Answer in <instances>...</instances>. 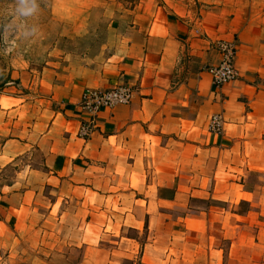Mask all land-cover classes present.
Listing matches in <instances>:
<instances>
[{
	"label": "crops",
	"instance_id": "crops-1",
	"mask_svg": "<svg viewBox=\"0 0 264 264\" xmlns=\"http://www.w3.org/2000/svg\"><path fill=\"white\" fill-rule=\"evenodd\" d=\"M104 16L99 52L79 60L97 64L0 91V172L15 171L0 264H264V0H132ZM220 40L238 75L216 88ZM117 84L128 104L81 109L84 90Z\"/></svg>",
	"mask_w": 264,
	"mask_h": 264
},
{
	"label": "rangeland",
	"instance_id": "rangeland-1",
	"mask_svg": "<svg viewBox=\"0 0 264 264\" xmlns=\"http://www.w3.org/2000/svg\"><path fill=\"white\" fill-rule=\"evenodd\" d=\"M130 3L132 0H36L33 16L21 18L16 14L17 0H0V91L13 92L12 86L19 88L18 84L24 82L23 92L29 96L30 87L37 88L35 81L46 67L97 64L79 60L92 59L99 52L108 22L105 8L129 7ZM68 55L75 59L69 60ZM12 72L14 79L10 78ZM14 176V166L0 172V186ZM256 181L258 177L251 176L248 185ZM24 259L20 262L13 256L10 261L25 264Z\"/></svg>",
	"mask_w": 264,
	"mask_h": 264
},
{
	"label": "built area",
	"instance_id": "built-area-1",
	"mask_svg": "<svg viewBox=\"0 0 264 264\" xmlns=\"http://www.w3.org/2000/svg\"><path fill=\"white\" fill-rule=\"evenodd\" d=\"M220 58L216 65L209 68L212 83L216 88L231 82L237 77V70L234 65L236 53L235 44L232 41L220 40L216 44ZM133 96L132 88L128 85L117 84L111 88L86 89L81 95L79 105L81 109L94 116L102 108H113L117 105L128 104ZM225 119L222 113H213L208 120V131L221 133L224 129ZM91 126L82 125L79 131L80 136H88Z\"/></svg>",
	"mask_w": 264,
	"mask_h": 264
},
{
	"label": "clouds",
	"instance_id": "clouds-1",
	"mask_svg": "<svg viewBox=\"0 0 264 264\" xmlns=\"http://www.w3.org/2000/svg\"><path fill=\"white\" fill-rule=\"evenodd\" d=\"M36 10V0H17L16 14L18 17H31L36 12Z\"/></svg>",
	"mask_w": 264,
	"mask_h": 264
}]
</instances>
